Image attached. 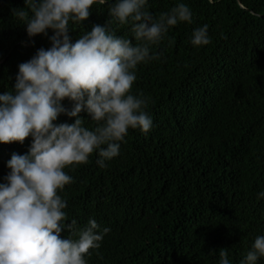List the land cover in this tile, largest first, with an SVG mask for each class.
I'll list each match as a JSON object with an SVG mask.
<instances>
[{"label": "trees", "instance_id": "1", "mask_svg": "<svg viewBox=\"0 0 264 264\" xmlns=\"http://www.w3.org/2000/svg\"><path fill=\"white\" fill-rule=\"evenodd\" d=\"M177 2L148 0L146 10L158 20ZM179 2L193 22L178 23L150 46L160 58L137 66L131 88L147 99L151 130L129 129L105 168L93 153L88 163L63 169L74 181L57 193L68 202L65 223L83 227L94 219L110 229L87 264H219L221 249L240 264L264 235V198L257 199L264 191V0ZM21 8L29 10L24 0H0V94L11 91L19 64L51 46L50 31L27 36L13 12ZM107 8L93 5L80 26L70 22L71 42L106 25ZM205 24L211 43L192 46V31ZM110 27L138 43L130 24ZM73 122L64 115L56 121ZM30 144L31 137L0 144V182L12 154H26Z\"/></svg>", "mask_w": 264, "mask_h": 264}, {"label": "clouds", "instance_id": "2", "mask_svg": "<svg viewBox=\"0 0 264 264\" xmlns=\"http://www.w3.org/2000/svg\"><path fill=\"white\" fill-rule=\"evenodd\" d=\"M13 9L29 38L48 36L50 47L40 48L18 65L11 91L0 94V144H23L26 154L13 153L0 182V264H87L86 256L101 247L104 236L94 219L83 227L68 219V202L58 195L73 177L63 169L89 162L107 167L120 153L129 129L147 134L152 118L147 99L133 95L139 64L160 58L150 54L170 28L191 24V9L182 2L161 13L158 20L146 10L148 0H24ZM108 5L106 25H95L71 42L70 22L80 26L93 5ZM130 24L135 45L117 36L110 25ZM194 47L211 43L208 25L192 31ZM71 102L70 110L62 101ZM84 112L95 127L84 126ZM61 115L73 123H56ZM264 198V191L257 199ZM70 235L62 237V232ZM75 237V238H73ZM92 250V251H90ZM219 264H231L227 250H219ZM264 258V235L257 236L240 264Z\"/></svg>", "mask_w": 264, "mask_h": 264}]
</instances>
